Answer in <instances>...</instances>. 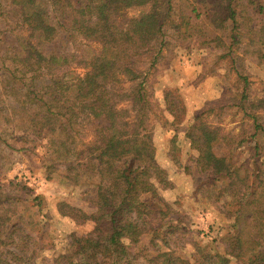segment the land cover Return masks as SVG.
<instances>
[{"label":"trees","instance_id":"obj_1","mask_svg":"<svg viewBox=\"0 0 264 264\" xmlns=\"http://www.w3.org/2000/svg\"><path fill=\"white\" fill-rule=\"evenodd\" d=\"M238 1L181 0L174 10L172 0H19L11 23L0 12V20L6 21L4 33L11 36L6 49L0 50V97L11 96L17 104L11 111L18 115L36 108L29 116L31 132L47 137L53 155L72 157L74 162L83 160L88 145L76 151L75 140L80 130L91 128L93 140L88 148H95L99 159L118 165L114 181L95 189L98 210L90 217L94 232L69 236L68 250L55 259L56 263L264 264V162L249 164L248 159L234 169L232 150L243 140L233 142L229 134L202 124L184 131L185 140L208 166L214 181H226L229 203L234 207L228 215L235 218L242 208L250 213L247 226H238L234 221L231 233L220 238L221 254L195 246L190 262L176 252L177 247L168 245V237L180 223L177 217H170L175 216L170 205L144 195L143 186L149 185L145 178L155 170L145 161L132 165L136 155L152 149L150 133H130L124 120L131 117L145 121L152 109L145 74L128 76L124 90L117 79L106 82L104 106L114 113L112 127L121 131L117 136L100 135L95 119L82 108L84 98L70 93L79 81L74 69L90 74L111 61L128 59L133 66L142 57L152 69L160 65L172 43L176 47L178 43L196 41L198 48L217 49L225 46L223 40L228 38L226 49L230 52L243 31L255 36L256 43H263L264 7L251 0H242L244 4ZM142 7L146 10L127 16V12ZM238 78L244 80L239 74ZM89 94L92 100L96 96L91 91ZM162 100L172 118L171 125H179L184 108L178 97L164 90ZM230 101L231 107L251 119V134L246 139H255L257 152L256 138L263 134V128L245 106L244 92ZM123 104L126 109L119 108ZM234 171L240 172L238 181L231 178ZM14 187L9 183L6 193L5 188L0 189V264L20 262L26 255L25 227L16 219L12 199H17L9 192ZM60 207L66 210L64 216L77 220L68 212L75 213L74 209ZM164 218L165 222L155 224ZM133 227L143 235L152 234L148 247L132 236ZM7 247L15 252L10 253Z\"/></svg>","mask_w":264,"mask_h":264},{"label":"rangeland","instance_id":"obj_2","mask_svg":"<svg viewBox=\"0 0 264 264\" xmlns=\"http://www.w3.org/2000/svg\"><path fill=\"white\" fill-rule=\"evenodd\" d=\"M18 1L0 0V12L9 23L14 21ZM172 1L174 10H177L181 0ZM251 1L264 7V0ZM244 3L238 1V4ZM144 10L146 7L129 11L127 16H135ZM6 29V21L0 20V50L3 51L11 40V36L4 33ZM223 33L226 35L228 31ZM239 34L230 52L226 49L230 43L228 38L223 40L225 46L217 49L198 48L196 41L178 43L176 47L172 43L168 51H164L160 65L152 69H148L147 59L144 61L142 57L133 66L128 59H118L90 74L81 69L73 70L79 81L71 87V95L84 98L82 108L91 113L100 135L110 133L113 136L121 131L112 127L114 113L104 106L106 82L117 79L118 86L124 90L128 87L125 80L128 76L145 74L152 109L145 121L126 117V130L133 134L148 131L152 140L154 126L172 128V132L166 134L170 139L168 147L164 148L169 159L159 163L152 147L150 152L136 155L132 165L139 166L145 161L155 170L150 178H145L149 185L143 186L144 195L160 198L170 205L175 213L170 217H177L180 223L168 237V245L177 247L176 252L190 262H193L195 246L221 254L220 238L231 233L234 221L238 226H247L250 213L242 208L235 218L228 215L234 207L229 203L226 181H214L208 166L185 140L184 131L188 126L202 124L221 134H229L233 142L243 140L232 150L234 169L248 159L249 164L256 160L264 162V42L256 43V37L245 31ZM164 76L166 81L162 79ZM169 79L176 87L166 85ZM164 90H171L184 108L179 125H171L172 118L170 123L166 122L164 102H161L163 107L158 103V96L163 98ZM89 91L96 94L93 100L89 98ZM241 91L245 95V106L263 128V134L256 138L257 152L255 139H246L251 134V119L230 105V100H235ZM16 105L11 96L0 97V189L5 188L6 193L9 183L15 186L9 191L17 199H12V206L16 219L25 227L22 233L26 237L23 249L26 255L13 264H59L55 259L67 252L69 236L80 237L94 232L90 217L98 210L95 189L97 185L114 181L118 165L99 159L95 148H88L93 140L91 128L80 130L75 140L76 151L88 145L83 160L74 162L72 157L53 155L47 137L31 132L29 116L36 108H28L18 115L11 111L16 110ZM119 108L127 107L123 104ZM239 176V171L231 173L235 181ZM61 205L74 209L75 213L68 212L76 216L77 222L63 215L66 210ZM166 220L160 219L155 224ZM131 234L141 246H149L152 234L143 235L134 227ZM6 250L15 252L11 247ZM139 262L142 261L139 259ZM60 264L64 262L60 261Z\"/></svg>","mask_w":264,"mask_h":264},{"label":"crops","instance_id":"obj_3","mask_svg":"<svg viewBox=\"0 0 264 264\" xmlns=\"http://www.w3.org/2000/svg\"><path fill=\"white\" fill-rule=\"evenodd\" d=\"M165 76H164V78L162 77L163 81H166L165 79H167V78H165ZM167 82H169V83H166V85H168V87H176V85H174L170 81V79L167 80ZM162 85H163V83H162ZM158 97H159L158 103H160V105L162 106V104H161L162 97H160V96H158ZM165 113H166V115H165L166 122L167 123H170L171 117L168 115L167 112H165ZM163 126L164 125H156V126H154V128H153V135H152L153 136L152 137V147L154 149V155H155V157L156 158L158 157L157 160H158L159 163L160 162L161 163L168 162L169 157H168V155L166 153V149H164V148L165 147H168V142H169V139H170V138H168L166 136V134H170L172 132V128L171 129H166L168 127L167 126L163 127ZM145 153H147V152H145Z\"/></svg>","mask_w":264,"mask_h":264}]
</instances>
